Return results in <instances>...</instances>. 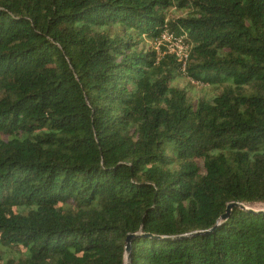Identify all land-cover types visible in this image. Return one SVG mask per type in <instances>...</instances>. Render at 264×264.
<instances>
[{"label":"trees","instance_id":"1","mask_svg":"<svg viewBox=\"0 0 264 264\" xmlns=\"http://www.w3.org/2000/svg\"><path fill=\"white\" fill-rule=\"evenodd\" d=\"M255 205L264 0H0V264H264Z\"/></svg>","mask_w":264,"mask_h":264},{"label":"built area","instance_id":"2","mask_svg":"<svg viewBox=\"0 0 264 264\" xmlns=\"http://www.w3.org/2000/svg\"><path fill=\"white\" fill-rule=\"evenodd\" d=\"M161 41L157 42L154 47L159 49L161 45H164L169 53H172L176 58L183 62L187 59L188 47L182 42L181 39H173L171 35L163 34Z\"/></svg>","mask_w":264,"mask_h":264},{"label":"rangeland","instance_id":"3","mask_svg":"<svg viewBox=\"0 0 264 264\" xmlns=\"http://www.w3.org/2000/svg\"><path fill=\"white\" fill-rule=\"evenodd\" d=\"M150 46L153 47L152 44H150ZM180 85L182 88H187L189 95L192 98H198V97L204 96L209 91L208 88H205V87L193 84V83L190 85V84H188L187 80L184 82H181ZM249 209L254 210V211H260V210H264V206L255 205Z\"/></svg>","mask_w":264,"mask_h":264},{"label":"water","instance_id":"4","mask_svg":"<svg viewBox=\"0 0 264 264\" xmlns=\"http://www.w3.org/2000/svg\"><path fill=\"white\" fill-rule=\"evenodd\" d=\"M238 208V209H241V210H248L246 207L242 206V205H238V204H230L227 206L226 208V214L224 216L221 217V219H225L226 218V215L227 213H229V211L233 208ZM251 211V210H250ZM132 242L131 240V237H128L127 238V249H126V253L128 254L129 253V247H130V243Z\"/></svg>","mask_w":264,"mask_h":264}]
</instances>
